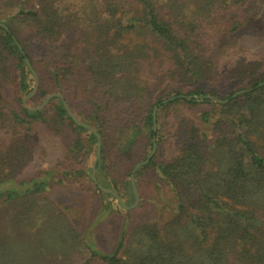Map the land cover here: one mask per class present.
Segmentation results:
<instances>
[{
  "label": "trees",
  "instance_id": "1",
  "mask_svg": "<svg viewBox=\"0 0 264 264\" xmlns=\"http://www.w3.org/2000/svg\"><path fill=\"white\" fill-rule=\"evenodd\" d=\"M248 1L0 0V22L6 26L0 27V83L16 82L20 95L28 94L33 81L27 58L38 76L40 102L55 92L70 107L72 100L89 103V114H73L100 135L96 179L121 198L124 185L118 188L113 162L144 131L148 152L140 161L149 154L152 138L160 144L158 130L152 131L153 108L157 114L181 102L209 107L199 116L208 133L183 128L184 143L176 155L158 162L155 153L134 174L136 180L151 167L169 186L175 203L170 218L161 227L134 226L112 253L87 246L101 264H264V74L258 75L259 62L241 60L234 77L245 81L243 88L227 95L207 92L202 83L216 76L217 63L193 35L214 10ZM239 25L233 22L230 33ZM157 72L159 84L169 79L193 88L186 94L175 89L158 93L159 84H150ZM239 90L249 91L232 98ZM178 95L190 99L162 103ZM206 95L227 102L198 101ZM17 100L18 109L0 99V264H50L46 254L51 250L62 259L83 243L67 216L44 196L51 185L49 172L18 178L34 157L28 133L57 101L53 121L86 135L67 157L87 159L96 139L72 122L59 98L33 112ZM132 169L124 176L129 178ZM103 171L107 185L98 179ZM85 177V169L76 168L63 172L58 182Z\"/></svg>",
  "mask_w": 264,
  "mask_h": 264
},
{
  "label": "rangeland",
  "instance_id": "2",
  "mask_svg": "<svg viewBox=\"0 0 264 264\" xmlns=\"http://www.w3.org/2000/svg\"><path fill=\"white\" fill-rule=\"evenodd\" d=\"M233 22L240 24L235 34L230 33ZM193 35L199 41L204 52L215 59L217 63L216 76L212 80L202 83L207 92L215 90L221 95H227L243 88L245 81L234 77L236 67L241 60L259 62L258 75L264 74V0H250L232 8H218L209 18L203 19L197 25ZM159 76H161L159 72L155 77L150 76L152 87L156 88V83L159 84L156 82ZM192 88V84H178L169 81V79H163L157 92L159 93L162 89L165 92H171L175 89L181 94H186ZM36 94L37 90L33 96L26 100L28 107L39 106L49 95L40 102L36 99ZM23 97L19 93L16 82L0 83V99L5 104L12 105L13 103L18 109L16 101ZM20 103L22 104L21 101ZM56 104L57 101H54L52 106L46 108L43 114L44 121L37 120L32 124V129L28 133V142L34 157L18 178L20 180L39 178L49 172L50 176L47 179L51 185L44 196L61 209L81 237L83 243L81 247L75 248L62 259L52 250L46 254L50 259V264H101L96 258L90 256L87 246H91L94 251L101 254L112 253L119 240L122 237L127 238L134 226L145 223L161 227L163 222L170 218L173 211L172 208L175 205L173 194L169 186L159 179L155 169L151 167L140 171L136 180L134 178L138 202L133 209L124 210L107 194H98L89 181L96 149L89 153L87 159H83V156L67 157V152L73 149L75 141L77 139L86 140V135L75 131L66 122L58 124L53 121L56 117L54 109ZM67 106L72 114L74 110L78 114H89L92 109L89 103L74 100L71 101L72 107L68 104ZM208 109L209 107L204 104L192 106L181 102L156 114V117L158 116L156 131L158 130V135L161 138L160 144L158 146L156 144L154 152L158 162L169 160L176 155L184 143V138L181 136L183 128L196 127L208 133L210 127L202 125L199 120L200 113ZM73 115L75 117V114ZM81 116L83 117V115ZM180 122L182 126H180ZM146 133L144 131L133 142L129 150L118 154L113 162L117 167L118 188L120 189L124 185V189L120 190L124 194L123 198L116 194L127 206L133 204L134 196L129 178L124 175L148 152ZM73 153L75 154V152ZM100 163L101 160H99V166ZM76 168L85 169L88 178L85 177L81 181L58 182L63 172ZM98 179L104 185L109 182L105 171L98 175ZM3 187L0 184V188Z\"/></svg>",
  "mask_w": 264,
  "mask_h": 264
},
{
  "label": "water",
  "instance_id": "3",
  "mask_svg": "<svg viewBox=\"0 0 264 264\" xmlns=\"http://www.w3.org/2000/svg\"><path fill=\"white\" fill-rule=\"evenodd\" d=\"M0 27L6 29V26L0 22ZM17 48L20 50L21 54L24 55L23 51H21V47L20 45L17 43ZM24 62L28 68V70L30 71L31 75H32V81H33V86L31 88V91L26 94L22 99H21V102H22V105L23 107L28 110V111H40L42 110L46 104L48 103V101L53 98V97H56V98H59L60 101L62 102V105H63V108L65 110V112L67 113V115L69 116V118L72 120V122L78 126V127H81L83 129H85L86 131H88L89 133L93 134V136L95 137L96 139V151H95V159H94V162H93V166H92V171H91V181L92 183L104 194H109L111 196H113L116 201L119 203V205L124 209V210H130V209H133L137 202H138V192H137V188H136V184H135V180H134V174L135 172L142 166L146 165L149 160L151 159V157L153 156L154 152H155V149H156V144H155V139L152 138V147H151V150L149 152V154L146 156V158L140 162H138L137 164H135V166L133 167L132 171H131V174L129 176V182H130V185H131V189H132V192H133V196H134V202L132 205L130 206H127L123 200L112 190L110 189H107L103 186H101L97 179H96V176H95V172L97 171L98 167H99V160H100V147H101V140H100V135L91 127L89 126L88 124H85L81 121H79L77 118L74 117V115L71 113L70 109L68 108L67 104L65 103L63 97L60 95V94H57V93H53V94H49L43 101L42 103L37 106V107H28L26 105V100H28L31 96L34 95V93L36 92L37 90V86H38V78H37V75L35 73V71L33 70L32 66L30 65L29 61L27 60V58L24 59ZM264 83V82H263ZM263 83H260V85H262ZM249 90H239L237 92H235L231 97H236L240 94H243L245 92H247ZM175 99H186V100H189L190 97L189 96H185V95H178V96H172L171 98L167 99V100H164L162 101V103H166L168 101H173ZM203 99H209L211 102H214V103H225L227 102V100H221V99H218L214 96H209V95H206L204 97H199L198 98V101H202ZM156 110H157V107H154L153 108V111H152V131L155 132L156 130Z\"/></svg>",
  "mask_w": 264,
  "mask_h": 264
}]
</instances>
